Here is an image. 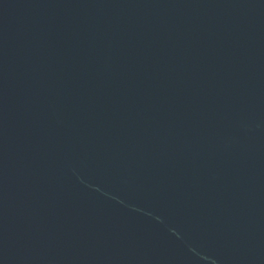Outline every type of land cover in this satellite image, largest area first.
I'll use <instances>...</instances> for the list:
<instances>
[{"label": "water", "instance_id": "obj_1", "mask_svg": "<svg viewBox=\"0 0 264 264\" xmlns=\"http://www.w3.org/2000/svg\"><path fill=\"white\" fill-rule=\"evenodd\" d=\"M0 264H264V0H0Z\"/></svg>", "mask_w": 264, "mask_h": 264}]
</instances>
